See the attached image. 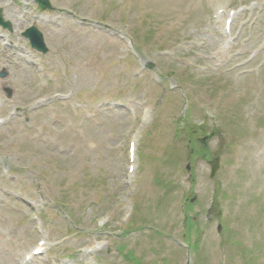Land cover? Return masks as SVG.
Instances as JSON below:
<instances>
[{
	"label": "rangeland",
	"instance_id": "374dc122",
	"mask_svg": "<svg viewBox=\"0 0 264 264\" xmlns=\"http://www.w3.org/2000/svg\"><path fill=\"white\" fill-rule=\"evenodd\" d=\"M48 1L0 0V264H264V0Z\"/></svg>",
	"mask_w": 264,
	"mask_h": 264
},
{
	"label": "water",
	"instance_id": "95a60500",
	"mask_svg": "<svg viewBox=\"0 0 264 264\" xmlns=\"http://www.w3.org/2000/svg\"><path fill=\"white\" fill-rule=\"evenodd\" d=\"M37 2V4L44 10V9H49L51 8L50 7V4L48 2V0H35ZM0 25L3 27V28H8L10 29V24L8 22H4L2 20V16H1V11H0ZM26 37H28V39L30 40L31 42V45L36 48L38 51L40 52H45L46 51V48H45V45L43 43V39H42V34L39 33L35 28H30L26 35ZM5 76L4 73H1L0 74V77L3 78ZM8 98H10V95L8 94L7 95ZM211 168H212V175L216 172L217 168H218V161L215 160L211 163ZM194 200H192L191 202H193Z\"/></svg>",
	"mask_w": 264,
	"mask_h": 264
}]
</instances>
